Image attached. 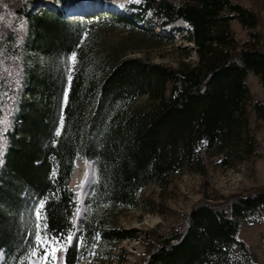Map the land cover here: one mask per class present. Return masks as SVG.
Wrapping results in <instances>:
<instances>
[{
	"label": "trees",
	"instance_id": "1",
	"mask_svg": "<svg viewBox=\"0 0 264 264\" xmlns=\"http://www.w3.org/2000/svg\"><path fill=\"white\" fill-rule=\"evenodd\" d=\"M140 1L128 14L72 19L56 4L33 12L32 0H10L27 30L0 21V119L6 108L13 119L5 132L0 127V264H32L41 223L31 215L33 199L45 201L50 236L75 234L69 184L77 160L95 162L97 178L65 264H123L118 245L138 239L147 248L139 264H259L241 231L264 223V184L202 198L167 231L115 224L121 212L143 207L149 185L164 189L185 168L205 172L207 156L231 167L261 154L251 114L264 124V101L254 99L249 77L264 88V0H255L257 10L237 0ZM91 19L92 28L128 32L116 52L99 48L98 35L85 29ZM178 20L192 28L195 63L173 67L124 54L145 46L138 34L173 40L144 21L172 34ZM234 21L247 39L236 37ZM144 95L153 104L136 106Z\"/></svg>",
	"mask_w": 264,
	"mask_h": 264
},
{
	"label": "rangeland",
	"instance_id": "2",
	"mask_svg": "<svg viewBox=\"0 0 264 264\" xmlns=\"http://www.w3.org/2000/svg\"><path fill=\"white\" fill-rule=\"evenodd\" d=\"M32 1L36 5L33 7V12L44 11L47 8H52L51 6H55L56 4V6H60L63 9L64 16L66 18L72 19L83 18L87 15L90 16L91 14L100 12L92 11L94 6L91 5L95 3V1L98 2L99 0H67L65 3H56L54 0ZM118 1V9L120 12L125 14L134 11L135 8L133 6L138 5L141 2L140 0ZM170 1L176 5H179L180 3V0ZM237 1L244 4L248 8L250 7L257 10L255 0ZM70 4L76 6L75 9L71 8ZM0 21L12 24L19 31H21V33H26V23L23 20H17V16L15 15L13 8L10 6V0H0ZM93 23L94 22L91 19L87 22L85 29L87 31H91L95 35H98L99 48L105 51L116 52L128 32L105 26L98 27L97 25V28H92L91 24ZM143 25L149 28H155V30L160 32V34L166 37L169 36L173 40L169 43L158 42L149 39L146 35L138 34L136 36V40H141L140 42H143L145 46L139 49H129L125 51L124 54L140 56L153 62L173 67H178L184 64H192L197 61V54L195 52L196 46L188 39L192 28L187 22L178 20L171 25L174 28L172 34H170L168 30H161L156 25L146 21L143 22ZM232 26L236 37L239 40H245L249 37L248 29L244 28L239 22L234 21ZM258 30H260L262 37H264V19L263 25L259 27ZM129 42L131 41H128V43ZM66 64L67 68L70 70L72 67V60L69 59ZM7 70L12 71L9 67H7ZM249 84L251 86L254 99L264 101V88L261 86L258 76L251 74L249 77ZM152 104L153 102L150 98L145 95L136 102V106H144V108L149 107ZM10 112L11 110L6 108L5 114L0 119L2 132H5L7 128L11 127V122H13L11 120L13 119L11 118L12 113ZM251 126L256 131L255 133L258 148L261 153L260 155L252 156L251 158H247L243 161H237L231 167L220 165L219 155L207 156V166L205 172L199 173L185 168L181 172L174 174L169 185L164 189L160 188L157 184L149 185L148 188L144 189L142 192L144 203L143 207L140 209H131L121 212L115 218V224L125 227H135L138 229L159 227L162 228V231H167L171 226L182 225L186 219V215L191 210L193 205L202 198L216 197L219 195L228 196L233 193L245 191L247 188L252 186H260L264 184V124L259 122L256 115L253 113L251 114ZM4 143V140H2V145H4ZM80 165L79 181H83V179H85L84 176H91L94 170L96 171L95 162L93 161H81ZM72 191L74 192L75 206L72 211L71 219L73 221V215L75 213L85 210L84 220H86L90 212L88 200L90 199L91 191L84 205H82L81 202H78L77 192L73 189ZM30 205L31 215L34 219H37L36 210L39 207L40 202L33 199L32 204ZM76 232L73 242L80 236V232L78 234ZM241 236L257 253L259 264H264V223L258 219L251 224L244 225L241 231ZM117 248H121L120 250H123L122 253L127 258V261L123 264H139L146 257L147 248L144 245V242L139 239L125 240L122 244H119ZM4 258L5 253L2 252L0 255V263L4 260ZM31 262L32 264H44V262L40 259L39 253L37 256H33ZM49 264H65L64 252H57L56 260H51V258H49Z\"/></svg>",
	"mask_w": 264,
	"mask_h": 264
},
{
	"label": "snow or ice",
	"instance_id": "3",
	"mask_svg": "<svg viewBox=\"0 0 264 264\" xmlns=\"http://www.w3.org/2000/svg\"><path fill=\"white\" fill-rule=\"evenodd\" d=\"M71 59L75 61V53H73ZM69 81H71V77H69ZM57 135H59V132H57ZM44 203L45 201H41L36 210L37 220L41 221V223L37 224L39 231L35 235L36 246L33 248L31 256H37L39 253L40 259L44 264H49V258H51V260L57 259V252L63 253L67 251V248L71 246L73 242L75 234L68 232L66 235L50 236L47 231L48 225L46 220L41 216Z\"/></svg>",
	"mask_w": 264,
	"mask_h": 264
},
{
	"label": "bare ground",
	"instance_id": "4",
	"mask_svg": "<svg viewBox=\"0 0 264 264\" xmlns=\"http://www.w3.org/2000/svg\"><path fill=\"white\" fill-rule=\"evenodd\" d=\"M118 0H99L98 2L95 1V3L91 4L93 5L94 7L92 8V10H97L98 8H111L112 10H117L119 11L118 9ZM71 8H74L76 6L70 4ZM73 6V7H72ZM89 8V7H88ZM89 10V9H88ZM91 11V10H89ZM85 12V10H84ZM107 12V11H106ZM121 14V13H120ZM81 160H78L76 162V167H75V171H74V174H73V178L69 184V187H71V189L75 190L78 194V202H81L82 205L85 204L89 194H90V191L95 180H96V171L94 170L93 174L91 176H84L85 179H83V181H79L78 178L79 177V170L81 168ZM83 177V178H84ZM82 178V177H81ZM84 214H85V210H82V211H79L78 213H75L73 215V221L75 222V225H76V228H77V234L80 231L81 229V226H82V223L84 221ZM2 253H0L1 255Z\"/></svg>",
	"mask_w": 264,
	"mask_h": 264
},
{
	"label": "water",
	"instance_id": "5",
	"mask_svg": "<svg viewBox=\"0 0 264 264\" xmlns=\"http://www.w3.org/2000/svg\"><path fill=\"white\" fill-rule=\"evenodd\" d=\"M92 11H115V12H119V11H117V10H112L111 8H98L97 10H92ZM78 15V14H77ZM78 161V160H77Z\"/></svg>",
	"mask_w": 264,
	"mask_h": 264
},
{
	"label": "built area",
	"instance_id": "6",
	"mask_svg": "<svg viewBox=\"0 0 264 264\" xmlns=\"http://www.w3.org/2000/svg\"><path fill=\"white\" fill-rule=\"evenodd\" d=\"M21 85H22L21 87L24 88V83L23 82L21 83ZM16 124L20 125L21 124V120L17 119L16 120Z\"/></svg>",
	"mask_w": 264,
	"mask_h": 264
}]
</instances>
